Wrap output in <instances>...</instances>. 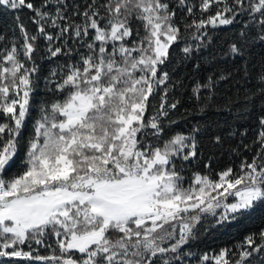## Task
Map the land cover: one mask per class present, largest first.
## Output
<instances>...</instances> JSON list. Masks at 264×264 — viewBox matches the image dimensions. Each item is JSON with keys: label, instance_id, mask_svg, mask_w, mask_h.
I'll use <instances>...</instances> for the list:
<instances>
[{"label": "snow or ice", "instance_id": "6c2138e0", "mask_svg": "<svg viewBox=\"0 0 264 264\" xmlns=\"http://www.w3.org/2000/svg\"><path fill=\"white\" fill-rule=\"evenodd\" d=\"M0 8L17 14L19 33L0 35V264H192L202 227L264 210V115L250 160L218 172L205 164L190 177L177 165L197 158L201 129L165 138L164 123H176L179 104L169 103L179 83L165 70L172 47L184 39L187 58L186 37L199 48L209 26L241 24L229 54L242 57L264 42V0H0ZM41 40L39 58L63 62L45 78L56 98L40 105L24 138ZM230 77L196 82L193 96L212 100ZM255 96L264 97V70L246 99ZM196 264H264V227Z\"/></svg>", "mask_w": 264, "mask_h": 264}, {"label": "trees", "instance_id": "16d2710c", "mask_svg": "<svg viewBox=\"0 0 264 264\" xmlns=\"http://www.w3.org/2000/svg\"><path fill=\"white\" fill-rule=\"evenodd\" d=\"M32 2L39 6L41 0ZM78 2L83 3L84 0ZM191 2L198 3V0ZM16 15L10 10L0 8V35L10 37L12 33H16L19 36L15 26ZM19 15L28 30L34 32L36 26L30 21L31 14L25 9ZM177 20H180L179 12ZM241 27V24L216 28L209 26L199 48H196V45L201 43L200 41L186 37L187 42L193 46V53L187 58L181 51L184 39L171 49L172 56L165 70L169 71L173 81L179 83L169 93V103L179 101V104L170 114V119L176 123L168 124L167 120L164 122L165 138L175 133H190L195 126L201 129L197 135V158L190 163L177 165L186 177H190L193 171H206L205 164H210L212 171L218 172L229 166L236 167L241 159L247 157L250 160L255 154L253 142L259 131V117L264 115V97L246 99V96L255 91L256 77L264 70V42L249 44L242 57L229 54V46L241 42L238 38ZM43 51L44 41L41 40L36 60L39 65V87L34 93L32 112L23 130L24 138L31 135L40 105L51 103L56 98L47 90L45 78L49 76L56 63L63 62V58L60 61L41 59L39 56ZM245 68L248 76H245ZM229 73L231 77L228 80L217 83L212 100L206 99L208 96L206 91L200 100L193 96L192 89L196 82H204L210 76L219 77L221 74ZM159 102V96L151 100L152 105L158 106ZM152 112L150 106L148 115H152ZM216 137H219L218 142ZM246 145L248 149L245 148ZM20 156H23V151ZM261 227H264V210H258L252 216L224 228H209L204 231L202 227L197 238L189 245L190 251L194 254L192 261L196 263L204 254L211 256L222 248H231L246 234L256 232ZM41 252L44 250L41 249Z\"/></svg>", "mask_w": 264, "mask_h": 264}, {"label": "rangeland", "instance_id": "374dc122", "mask_svg": "<svg viewBox=\"0 0 264 264\" xmlns=\"http://www.w3.org/2000/svg\"><path fill=\"white\" fill-rule=\"evenodd\" d=\"M191 261L194 259L193 256L190 257ZM192 264H196L194 261H192Z\"/></svg>", "mask_w": 264, "mask_h": 264}]
</instances>
